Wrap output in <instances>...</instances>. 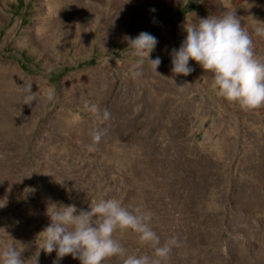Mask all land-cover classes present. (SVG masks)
I'll list each match as a JSON object with an SVG mask.
<instances>
[{"label":"rangeland","instance_id":"rangeland-1","mask_svg":"<svg viewBox=\"0 0 264 264\" xmlns=\"http://www.w3.org/2000/svg\"><path fill=\"white\" fill-rule=\"evenodd\" d=\"M124 2L0 0V247L53 264L38 249L46 208L104 196L142 205L161 244L176 237L165 264H264V106L217 97L191 59L173 74L169 54L185 22L234 9L264 58V0ZM141 30L158 39L156 71L127 45ZM113 235L126 254L153 255L132 230Z\"/></svg>","mask_w":264,"mask_h":264},{"label":"clouds","instance_id":"clouds-1","mask_svg":"<svg viewBox=\"0 0 264 264\" xmlns=\"http://www.w3.org/2000/svg\"><path fill=\"white\" fill-rule=\"evenodd\" d=\"M129 2L125 0L124 3ZM155 11V8L150 9ZM155 19V18H154ZM184 37L177 47L170 49L171 72L187 76L193 71L189 60H193L204 70L202 78L211 77V88L217 97L238 104L242 109L264 106V58L254 52L252 38L241 26L234 9L221 16L208 15L196 22L183 24ZM258 35L264 36V23L255 28ZM132 55L147 59L156 71L161 57L149 58L158 42L157 37L141 30L135 36L126 37ZM142 62V59L141 61ZM30 83L23 89L26 95L22 104H31ZM51 93H49V97ZM92 111H97L95 107ZM107 110L103 118H107ZM102 131L92 135L93 144L101 139ZM7 203L6 197L0 208ZM49 222L39 232L42 239L38 249L45 253L55 252L53 264L65 256L79 260L80 264H103L107 257L119 256L122 264H165L172 248L177 244L176 237H169L163 244L159 235L150 226L151 213L142 205L125 206L117 198L99 197L88 209H77L76 204H54L46 208ZM132 230L142 244H149L153 255L126 254L120 241L114 238L117 230ZM27 245L17 249L12 243L0 247V264H25L22 252ZM36 255L34 264H37Z\"/></svg>","mask_w":264,"mask_h":264}]
</instances>
